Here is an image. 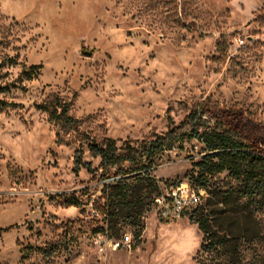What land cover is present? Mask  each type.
Here are the masks:
<instances>
[{"label":"rangeland","instance_id":"1","mask_svg":"<svg viewBox=\"0 0 264 264\" xmlns=\"http://www.w3.org/2000/svg\"><path fill=\"white\" fill-rule=\"evenodd\" d=\"M4 60L0 85L14 87L0 98L18 106L0 112V264H264V196L241 198L228 172L208 182L224 192L215 244L191 214L167 222L153 210L169 186L196 185L197 141L156 158L103 215L93 209L112 179L74 170L79 150L98 168L90 142L151 140L201 110L241 116L244 136L264 144V0H0ZM32 66L38 77L22 79ZM55 96L78 120L77 132L61 130L70 145L37 109ZM71 195L83 205L69 206ZM127 233L132 248L114 249Z\"/></svg>","mask_w":264,"mask_h":264},{"label":"trees","instance_id":"2","mask_svg":"<svg viewBox=\"0 0 264 264\" xmlns=\"http://www.w3.org/2000/svg\"><path fill=\"white\" fill-rule=\"evenodd\" d=\"M6 62L12 64L11 60ZM6 62L4 60L0 67ZM39 70V66H32L29 70L25 68L22 79L27 81L36 79ZM11 86L0 85V94L10 92ZM17 106L15 102L0 98V112ZM37 109L47 113L50 122L59 126L58 144L70 145L76 142L65 138L61 133L64 129L65 134L69 136L78 131V120L71 115L67 102L55 96L38 104ZM209 114L206 110L191 112L179 125L169 127L166 133L155 135L151 140H127L120 145L117 140L111 138L100 143L90 142L88 144L90 154L100 159L97 169H92L90 162L83 161V152L79 150L76 155L75 172H79L84 167L89 173L99 175L100 180L112 179L111 182L103 184L104 207H94V210L103 215L106 213V205L128 202L133 184L149 179L156 167V158L176 146L183 148L185 144L197 141L202 145L204 155L200 162L195 163L199 168L196 186L207 187L209 191L206 202H202L189 214L200 225L208 245L215 244V240L212 241L214 235L211 234L210 221L213 207L218 204L224 192L222 187L216 184L208 186V182L213 181L217 174L228 172L235 180L242 183L239 191L241 198L253 201L264 196V144L251 141L244 136L241 130V116L231 115L225 117V120H220ZM128 173L133 175L129 177ZM66 202L74 207L83 205L81 199L75 195H71Z\"/></svg>","mask_w":264,"mask_h":264},{"label":"built area","instance_id":"3","mask_svg":"<svg viewBox=\"0 0 264 264\" xmlns=\"http://www.w3.org/2000/svg\"><path fill=\"white\" fill-rule=\"evenodd\" d=\"M203 188L191 184L189 181H182L171 185L153 199V210L163 221H179L189 215V213L203 202ZM93 213H99L93 209ZM99 243L103 246L105 240L99 238ZM134 244L132 233H127L120 241L112 242L114 249L121 246L131 249Z\"/></svg>","mask_w":264,"mask_h":264},{"label":"water","instance_id":"4","mask_svg":"<svg viewBox=\"0 0 264 264\" xmlns=\"http://www.w3.org/2000/svg\"><path fill=\"white\" fill-rule=\"evenodd\" d=\"M87 54H88V55H92L93 53H92V52H88Z\"/></svg>","mask_w":264,"mask_h":264}]
</instances>
